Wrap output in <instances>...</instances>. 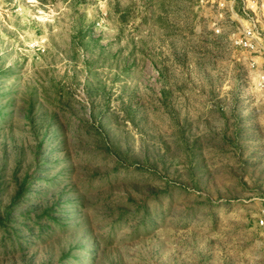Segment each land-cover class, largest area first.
Segmentation results:
<instances>
[{"label": "rangeland", "instance_id": "obj_1", "mask_svg": "<svg viewBox=\"0 0 264 264\" xmlns=\"http://www.w3.org/2000/svg\"><path fill=\"white\" fill-rule=\"evenodd\" d=\"M245 27L264 0H0V264H264Z\"/></svg>", "mask_w": 264, "mask_h": 264}, {"label": "built area", "instance_id": "obj_2", "mask_svg": "<svg viewBox=\"0 0 264 264\" xmlns=\"http://www.w3.org/2000/svg\"><path fill=\"white\" fill-rule=\"evenodd\" d=\"M220 33V29L215 31ZM234 45L240 50L249 52L248 68L249 79L259 91H264V35L253 27H245L236 35ZM261 61V62H259ZM261 209L258 225L264 228V198L260 199Z\"/></svg>", "mask_w": 264, "mask_h": 264}]
</instances>
